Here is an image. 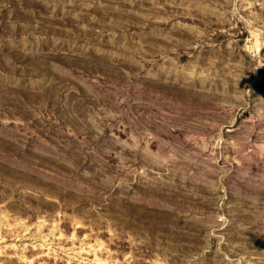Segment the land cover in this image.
Masks as SVG:
<instances>
[{
    "label": "rangeland",
    "instance_id": "rangeland-1",
    "mask_svg": "<svg viewBox=\"0 0 264 264\" xmlns=\"http://www.w3.org/2000/svg\"><path fill=\"white\" fill-rule=\"evenodd\" d=\"M0 264H264V0H0Z\"/></svg>",
    "mask_w": 264,
    "mask_h": 264
}]
</instances>
